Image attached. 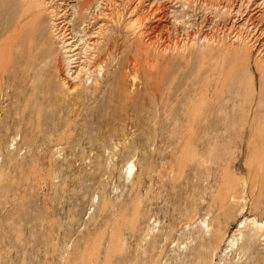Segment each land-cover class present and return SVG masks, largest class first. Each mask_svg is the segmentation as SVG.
I'll return each instance as SVG.
<instances>
[{
	"label": "rangeland",
	"instance_id": "374dc122",
	"mask_svg": "<svg viewBox=\"0 0 264 264\" xmlns=\"http://www.w3.org/2000/svg\"><path fill=\"white\" fill-rule=\"evenodd\" d=\"M23 1L108 63L45 86L32 18L0 0V264H264L250 227L230 244L264 222V0ZM222 174L247 206L209 243Z\"/></svg>",
	"mask_w": 264,
	"mask_h": 264
},
{
	"label": "bare ground",
	"instance_id": "6f19581e",
	"mask_svg": "<svg viewBox=\"0 0 264 264\" xmlns=\"http://www.w3.org/2000/svg\"><path fill=\"white\" fill-rule=\"evenodd\" d=\"M20 1H21L22 9H23L22 13H21V17L22 18L23 17H25V18L31 17L32 18L31 21H32V27L33 28L31 30V33H29L28 39L30 41L32 49L34 48V50L36 51V55H37V58H26L28 60L27 65H29L32 69L37 70V74L40 78V81H43V84L45 86H46V84L48 86L51 85V87H52V84H53V86H59L60 87L59 89L62 92V89L66 86L65 85L66 84L65 79L63 78V77H65V75H63V77H62L63 69L66 66H67L66 71L68 73H69V71H71V69H73V67H76V69H78V70L75 69L72 72V73H76L75 78H79V80L77 81L78 84L74 88H78V86L82 85V82L85 83L88 80V78H90V77H86L87 78V80H86V78L83 77L84 75L91 74L93 71H98V70H100V72H101V70L103 69V64L108 63V62H106L107 58H105L107 53L103 52V54L104 53L105 54L102 55V53L100 51V53L93 56V57L96 56V58H93V57L92 58H86L84 55H82L85 53L81 52V50H80L81 48H79L80 43L79 42L76 43V40H73L74 39L73 36H75L74 32H76V31L72 32V33H74V35L72 34L73 36H70V34L67 35V33H65V34L60 33L59 34L60 31L56 32L57 25L55 22L53 23L52 20H51L52 26H51V32L50 33H51V35L53 33L54 37L58 40V42L50 40L51 39L50 38L48 40L52 41V44H51L48 40H46V38L44 39V36H45L44 35V29H45L44 26L45 25L42 24V18L40 16V14L37 11L36 12H30V10L34 7V4H36V3L31 2V4H33V5L28 6L26 1H23V0H20ZM37 6H39V4ZM36 32H37V34H36ZM78 35H77V37H78ZM34 37H36V39L38 40L37 44H35V42H34ZM81 37H83V36H81ZM81 37L79 39L80 41H82ZM14 40L16 42L19 41V39L16 37H14ZM57 43L61 44L62 47L61 48H59V46L56 47L55 44H57ZM87 43H88V41H87ZM46 44H49V47L46 48ZM85 44H86V41H84L82 45H85ZM82 48H83L82 51L87 49L85 47H82ZM60 50L63 51V54L61 53ZM105 51H107V50H105ZM32 56H34V55H32ZM82 57L84 58L83 60H81ZM81 61H82V63H83V61H85V66H83V65L81 66ZM87 64H88V66H90L91 68H94L95 70L90 71L91 70L90 67L86 68ZM65 74H66V72H65ZM54 78H58L59 81L56 79L54 81ZM56 81H58V83H55ZM94 83H95V81H94ZM84 87H87V86H84ZM63 91H64V89H63ZM255 153H256V151H255ZM252 155L250 157H252ZM218 156H220V154L217 155V157ZM258 156L259 155H257V157ZM223 157H225V156H223ZM256 158L254 157L253 161L255 160L256 163L258 161H260V163L262 162L261 164H263V166H264V163H263L264 161H261L262 159H264V157H262L261 160L259 157H258L259 160L258 159L256 160ZM248 160L247 161H248L250 173H254L257 175L260 174L261 171H259V169L262 167V165L257 163L260 166V168L257 165H256L257 166V168H256L254 163L249 164L251 159L249 158ZM201 164H203V163H201ZM253 165L255 168L253 167ZM133 166H134L133 163L129 164L130 171L133 169ZM220 167H222V166H220ZM220 167H219V169H220ZM223 168H224V166H223ZM263 168H261L260 170L264 171ZM225 170H226V166H225V169H223V171L225 172ZM223 174L225 176L227 175L226 172ZM223 174L220 177L222 180V185L220 186L219 195H218V197H221V199H218V200H220V201H217V202H219L218 204L215 203L218 205L217 207L216 206L214 207V205H215L214 203H213L214 205L211 206V211L214 212V219L216 220V221L215 220L214 221L218 222V225L216 224V226H214L211 222L209 223L205 219L200 221V225L202 224L201 228H204L206 230V232H209V234L207 233L208 235L206 236V239L209 243H218V242L222 241L224 235H226V233H227V227L223 225L225 223V219L226 218L237 219L238 216L243 217L244 211H245L246 206H247L246 196H245V192L247 191V188H249V183L247 182V180L242 179V178H235L234 177L235 175L231 176V178L228 179ZM262 175H264V174H262ZM253 180L255 181L256 179L254 178ZM257 182H258V180H256V183ZM255 185H257V184H255ZM255 188H256V186H255ZM261 188H259V191ZM254 191H256V190H254ZM257 205L260 206V203ZM251 206L253 207V205H251ZM261 207H263V206L261 205ZM214 208H216V209H214ZM263 210H264V208H263ZM262 212H264V211H262ZM246 217L245 218L243 217L244 219H242V221H240V226L238 228L239 234L233 235V239L231 240V243H230L231 244V252L236 250V253H237L241 250V245H239L240 244L239 242L241 239H243V236H244L243 229H246L247 227H250L251 230L254 232L253 233V236H254L253 244H256V243L262 241L261 239L264 237V222L259 221L258 220L259 218L256 219L257 217L254 218L255 216L253 218H246ZM226 221H227V219H226ZM226 223H228V222H226ZM212 226H213V228H212L213 231L211 229L209 230V228ZM239 235H240V238H238ZM263 240H264V238H263ZM203 242L204 241H202L201 243H203Z\"/></svg>",
	"mask_w": 264,
	"mask_h": 264
}]
</instances>
